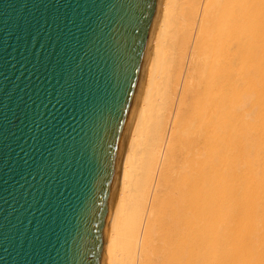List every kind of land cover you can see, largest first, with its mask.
Returning <instances> with one entry per match:
<instances>
[{"label": "water", "instance_id": "water-1", "mask_svg": "<svg viewBox=\"0 0 264 264\" xmlns=\"http://www.w3.org/2000/svg\"><path fill=\"white\" fill-rule=\"evenodd\" d=\"M164 0H0V264H108Z\"/></svg>", "mask_w": 264, "mask_h": 264}, {"label": "bare ground", "instance_id": "bare-ground-1", "mask_svg": "<svg viewBox=\"0 0 264 264\" xmlns=\"http://www.w3.org/2000/svg\"><path fill=\"white\" fill-rule=\"evenodd\" d=\"M108 264H264V0H164Z\"/></svg>", "mask_w": 264, "mask_h": 264}]
</instances>
